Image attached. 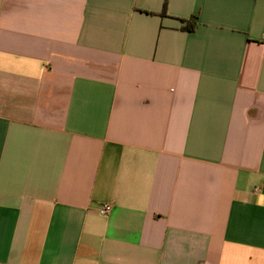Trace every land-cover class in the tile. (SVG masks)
<instances>
[{
	"label": "crops",
	"instance_id": "obj_1",
	"mask_svg": "<svg viewBox=\"0 0 264 264\" xmlns=\"http://www.w3.org/2000/svg\"><path fill=\"white\" fill-rule=\"evenodd\" d=\"M0 264H264V0H0Z\"/></svg>",
	"mask_w": 264,
	"mask_h": 264
},
{
	"label": "built area",
	"instance_id": "obj_2",
	"mask_svg": "<svg viewBox=\"0 0 264 264\" xmlns=\"http://www.w3.org/2000/svg\"><path fill=\"white\" fill-rule=\"evenodd\" d=\"M112 211V206L110 204H104L101 206L99 213L101 215H107Z\"/></svg>",
	"mask_w": 264,
	"mask_h": 264
},
{
	"label": "trees",
	"instance_id": "obj_3",
	"mask_svg": "<svg viewBox=\"0 0 264 264\" xmlns=\"http://www.w3.org/2000/svg\"><path fill=\"white\" fill-rule=\"evenodd\" d=\"M196 18H197V17L194 16V17H193V20H195ZM193 20L191 21V26L188 28L189 31H193L194 28H195V22H194Z\"/></svg>",
	"mask_w": 264,
	"mask_h": 264
}]
</instances>
